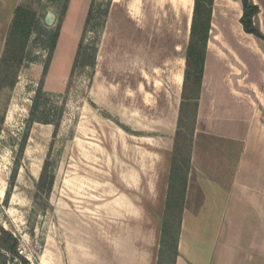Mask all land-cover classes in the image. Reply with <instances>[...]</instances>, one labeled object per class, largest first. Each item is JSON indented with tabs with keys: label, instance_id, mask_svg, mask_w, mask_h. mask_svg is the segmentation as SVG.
Listing matches in <instances>:
<instances>
[{
	"label": "rangeland",
	"instance_id": "1",
	"mask_svg": "<svg viewBox=\"0 0 264 264\" xmlns=\"http://www.w3.org/2000/svg\"><path fill=\"white\" fill-rule=\"evenodd\" d=\"M114 1L97 0L102 8L91 23L88 40L101 31V11L109 8V15L94 71L72 73L88 15L87 0L82 6L69 5L45 78L49 53L35 46L34 38L20 53L21 65L20 56L11 54L4 67L0 225L19 239V254L32 264L42 259L48 264H121V247L130 253L135 241L146 264H173L192 119L186 117L176 148L184 85L175 86L178 68L166 63L174 58L175 46L184 45L189 16L170 2L129 0L128 5L116 6ZM178 2L185 11L194 5V0ZM22 3L51 28L58 26L62 5L52 0ZM14 80L15 86L10 87ZM41 86L49 96L42 100L40 112H48L59 127L33 125L16 187L6 203ZM49 155L55 174L50 193L39 186ZM175 165L178 197L168 210ZM83 252L89 253L90 261L82 257ZM19 263L8 254L0 235V264Z\"/></svg>",
	"mask_w": 264,
	"mask_h": 264
},
{
	"label": "crops",
	"instance_id": "2",
	"mask_svg": "<svg viewBox=\"0 0 264 264\" xmlns=\"http://www.w3.org/2000/svg\"><path fill=\"white\" fill-rule=\"evenodd\" d=\"M178 1L158 0L189 16L184 45L175 46L166 63L178 68L173 81L180 89L195 0L189 11ZM22 2L0 0V62ZM251 2L259 7L255 24L264 35V0ZM90 5L87 0L86 11ZM242 17V0H214L176 264H264V41L245 31ZM120 251L121 264H146L137 241L130 253Z\"/></svg>",
	"mask_w": 264,
	"mask_h": 264
},
{
	"label": "trees",
	"instance_id": "3",
	"mask_svg": "<svg viewBox=\"0 0 264 264\" xmlns=\"http://www.w3.org/2000/svg\"><path fill=\"white\" fill-rule=\"evenodd\" d=\"M54 3L58 5H62V14L59 20V24L55 28H51L42 18H40L37 13L30 8L26 7L23 3L19 5L15 11V17L13 19L8 38L6 47L0 62V87H2V83H5L3 79V71L5 65L8 63V59L11 54L16 55V57L20 56L21 52H24L27 44L29 43L31 38H34L33 43L35 46L46 50L49 53V61L47 62L43 76L44 78L47 76L50 62L54 55L55 50L57 49L58 42L61 36V28L64 21V17L67 14L69 5L71 0H52ZM243 4V17L241 19L242 25L245 31L249 34H253L256 38L264 41V35L261 30L255 24V17L259 13V7L254 5L251 0H242ZM213 5L214 0H195L194 6V13H193V20H192V28H191V40L187 49V69L185 74V84H184V91H183V98L180 108V116L178 121V130L175 138V146L180 143L182 139V130L185 127V119H192V134L190 139V152L193 143V136L195 132V127L197 123V114H198V106H199V97L201 92L202 86V79L204 73V66L206 61L207 55V45L210 36L211 30V21H212V13H213ZM102 5L97 4V0H93L90 5L85 29L82 34L80 43L78 45V49L74 58V63L72 67V73L76 72L77 70H95L97 65V57L99 52V43L101 40V31L106 24V18L109 15V8L101 11L100 15L102 16L101 23V31L97 37L92 40H88L87 36L88 33L91 32V23L96 18V12L100 11ZM20 56L18 59V65H21L24 61V57ZM191 82H194L192 89L193 97L188 95L189 86ZM42 82L41 85H43ZM5 86V85H4ZM10 87L15 86V80L12 81L9 85ZM49 95L43 91L42 86L36 90V96L33 100L34 104L31 110L30 119L27 121V128L25 133L23 134V139L20 143L19 153L16 158V166L12 173L10 179V185L6 192V203H9L13 191L16 187L17 177L19 174L20 167L22 165V159L26 150L27 142L30 137V132L35 123L41 124H52L56 126V129L59 127V123L55 122L53 119L50 118V114L48 112H40V108L43 105V99L48 97ZM6 112V111H5ZM190 114H192L190 118ZM5 122V117H0V134L2 131V125ZM175 148V147H174ZM51 155V153H50ZM50 155L45 162L43 172L40 179V187L42 189H47L48 193L51 192L54 181H55V174L53 170L50 169L51 161ZM189 167H190V153L188 158V164L186 167V174L184 175L183 182H182V194L180 195L181 202H180V225L179 231L177 233L176 239L174 240V253H173V264H176L177 258L179 256V238L181 233V226H182V215L185 203V194H186V186L187 180L189 175ZM176 165L172 170L171 176V183H170V197L167 204V209L170 210L174 205V196L176 197V179H177V172H176ZM175 194V195H173ZM178 197V196H177ZM176 200V199H175ZM178 204V203H176ZM165 236L168 235V232H164ZM0 235L4 241L5 249L8 254L12 257V259L19 260V264H32L31 260L20 255L18 252L19 248V239L16 238L12 233L4 229L0 225ZM165 238V237H164ZM165 240H163V244Z\"/></svg>",
	"mask_w": 264,
	"mask_h": 264
},
{
	"label": "water",
	"instance_id": "4",
	"mask_svg": "<svg viewBox=\"0 0 264 264\" xmlns=\"http://www.w3.org/2000/svg\"><path fill=\"white\" fill-rule=\"evenodd\" d=\"M47 24V23H46ZM48 25V24H47ZM49 26V25H48Z\"/></svg>",
	"mask_w": 264,
	"mask_h": 264
}]
</instances>
